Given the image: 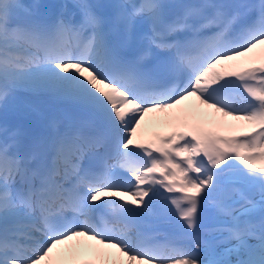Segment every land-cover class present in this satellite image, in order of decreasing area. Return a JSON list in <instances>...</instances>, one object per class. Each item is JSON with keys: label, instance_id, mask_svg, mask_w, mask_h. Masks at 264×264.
<instances>
[{"label": "snow or ice", "instance_id": "obj_1", "mask_svg": "<svg viewBox=\"0 0 264 264\" xmlns=\"http://www.w3.org/2000/svg\"><path fill=\"white\" fill-rule=\"evenodd\" d=\"M0 264H264V0H0Z\"/></svg>", "mask_w": 264, "mask_h": 264}, {"label": "bare ground", "instance_id": "obj_2", "mask_svg": "<svg viewBox=\"0 0 264 264\" xmlns=\"http://www.w3.org/2000/svg\"><path fill=\"white\" fill-rule=\"evenodd\" d=\"M146 126L144 125V133H145V138L151 133V128H153L155 131H157V129L155 127H153L151 121H146Z\"/></svg>", "mask_w": 264, "mask_h": 264}, {"label": "rangeland", "instance_id": "obj_3", "mask_svg": "<svg viewBox=\"0 0 264 264\" xmlns=\"http://www.w3.org/2000/svg\"><path fill=\"white\" fill-rule=\"evenodd\" d=\"M27 0H25V2H26ZM27 3V2H26Z\"/></svg>", "mask_w": 264, "mask_h": 264}]
</instances>
